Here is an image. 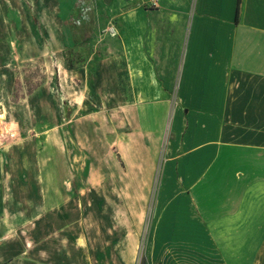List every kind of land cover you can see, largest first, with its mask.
Returning a JSON list of instances; mask_svg holds the SVG:
<instances>
[{
	"label": "crops",
	"instance_id": "crops-1",
	"mask_svg": "<svg viewBox=\"0 0 264 264\" xmlns=\"http://www.w3.org/2000/svg\"><path fill=\"white\" fill-rule=\"evenodd\" d=\"M124 1L93 82L102 103H119L118 151L131 146L149 167L162 157L176 189L166 218L197 262L264 264V0ZM10 146L2 134L0 264H44L28 244L61 229L65 197L32 180L54 177L49 160L40 171L30 146Z\"/></svg>",
	"mask_w": 264,
	"mask_h": 264
},
{
	"label": "rangeland",
	"instance_id": "rangeland-1",
	"mask_svg": "<svg viewBox=\"0 0 264 264\" xmlns=\"http://www.w3.org/2000/svg\"><path fill=\"white\" fill-rule=\"evenodd\" d=\"M124 3L0 0V137L30 146L18 152L40 171L49 160L54 177L32 180H53L49 191L65 197L61 229L41 230L28 244L44 264L55 251L63 264H200L166 218L176 189L162 182V157L149 167L127 145L124 159L119 103H102L93 89L95 63L112 52Z\"/></svg>",
	"mask_w": 264,
	"mask_h": 264
},
{
	"label": "built area",
	"instance_id": "built-area-1",
	"mask_svg": "<svg viewBox=\"0 0 264 264\" xmlns=\"http://www.w3.org/2000/svg\"><path fill=\"white\" fill-rule=\"evenodd\" d=\"M112 34H116V30L114 29V27H112Z\"/></svg>",
	"mask_w": 264,
	"mask_h": 264
},
{
	"label": "trees",
	"instance_id": "trees-1",
	"mask_svg": "<svg viewBox=\"0 0 264 264\" xmlns=\"http://www.w3.org/2000/svg\"><path fill=\"white\" fill-rule=\"evenodd\" d=\"M237 16H238V12H237Z\"/></svg>",
	"mask_w": 264,
	"mask_h": 264
}]
</instances>
